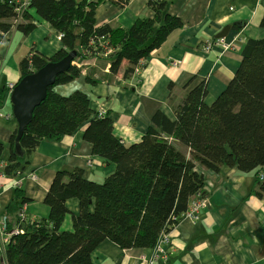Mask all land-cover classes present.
Returning a JSON list of instances; mask_svg holds the SVG:
<instances>
[{"label": "trees", "instance_id": "trees-1", "mask_svg": "<svg viewBox=\"0 0 264 264\" xmlns=\"http://www.w3.org/2000/svg\"><path fill=\"white\" fill-rule=\"evenodd\" d=\"M111 1L123 8L129 0ZM96 5L89 0H0V39L11 31L13 19L20 21L15 28L22 35L35 31L29 10L61 39L59 52L48 59L29 51L18 64L20 80L71 51L76 53L74 61L107 58L112 74L125 63L123 77L128 78L142 69L169 34L183 27L167 12V0H148L152 18L141 19L129 30L95 26ZM260 20L264 29V15ZM244 44L237 72L214 102H204L207 81L202 80L174 107V119L156 111L145 135L132 145L115 135L106 114L94 113L86 94L54 92L56 86L79 78L80 69L72 65L60 74L33 110L18 144L22 155L15 152L16 130L6 145L0 142V157L8 149L5 162L0 161L4 177L23 174L40 142H60L86 124L83 141L91 145V155L115 169L100 183L87 180L81 168L56 172L43 198L47 218L29 219L23 214L24 233L10 240L5 264H93L92 253L105 240L122 250L152 249L159 235L169 233L183 218L190 198L203 193L205 179L197 165L212 172L264 169V38H248ZM85 83L93 86L96 81L86 76ZM5 95L0 91V107ZM175 143L186 148L189 157ZM12 195L2 213L8 229L19 222L27 202L19 186ZM69 199H75L79 209L71 214L72 230L63 231Z\"/></svg>", "mask_w": 264, "mask_h": 264}, {"label": "crops", "instance_id": "crops-1", "mask_svg": "<svg viewBox=\"0 0 264 264\" xmlns=\"http://www.w3.org/2000/svg\"><path fill=\"white\" fill-rule=\"evenodd\" d=\"M57 1V0H56ZM97 3L95 26L129 30L141 19H151L148 0H129L120 8L111 0H89ZM167 12L178 17L183 27L168 35L144 66L128 78L123 77L126 64L118 74L109 71L110 61L103 57L74 61L81 76L71 83L56 86L60 96L80 91L89 97L90 108L95 114H106L113 121V131L125 144L139 142L147 132L151 117L156 111L174 119L173 109L195 85L207 81L204 102L210 105L231 81L242 56L245 41L264 38L259 25L264 15V0H167ZM36 25L35 31L22 35L11 20V31L0 39V91L5 90L1 114H11L7 85H15L21 76L19 62L34 50L50 58L62 47L61 39L49 25L29 10ZM230 27L225 41L232 48L224 52L214 47L203 50V44L216 38L224 27ZM238 26H242L241 28ZM88 76L96 84L87 85ZM171 86V87H170ZM87 124L75 134L65 136L60 142H40L31 155L30 163L17 178L4 177L0 206L2 213L13 198L16 179L21 180V190L27 200L23 204L26 218H47L49 208L43 198L56 172L81 168L84 177L97 183L115 169L101 157L91 155V145L83 141ZM17 124L11 117H0V142L6 145ZM175 146L189 157L188 150ZM5 147L0 161L6 159ZM196 170L204 176L203 194L207 206L195 221L182 218L169 232L170 244L166 258L152 264H264V179L258 181V173L239 172L236 168H221L212 172L197 165ZM34 176L35 178H32ZM260 193V195H259ZM193 201V197L190 199ZM69 213L61 230H72V216L78 213L75 199L66 201ZM152 249L122 250L109 240L103 241L92 253L93 264H143L142 257L150 258Z\"/></svg>", "mask_w": 264, "mask_h": 264}, {"label": "water", "instance_id": "water-1", "mask_svg": "<svg viewBox=\"0 0 264 264\" xmlns=\"http://www.w3.org/2000/svg\"><path fill=\"white\" fill-rule=\"evenodd\" d=\"M229 30L230 27H224L215 39L224 38ZM75 57V51H71L60 61L48 62L47 65L37 70V72L26 75L25 78L14 85L9 101L13 119L17 124L14 143L15 152L19 155H22V153L18 144L25 129L30 124L33 110L45 100L47 90L49 86L54 84L56 78L69 70Z\"/></svg>", "mask_w": 264, "mask_h": 264}, {"label": "built area", "instance_id": "built-area-1", "mask_svg": "<svg viewBox=\"0 0 264 264\" xmlns=\"http://www.w3.org/2000/svg\"><path fill=\"white\" fill-rule=\"evenodd\" d=\"M25 8V6L22 7V9ZM21 9V10H22ZM214 47L220 48L223 52L225 50H229L232 48L231 43L225 41V38L221 39H212L203 44V50L209 51ZM14 85L8 84L7 85V95L9 96L11 92L13 91ZM0 117H4L6 119L10 118L9 115H1ZM3 164H0V179L4 178V173L2 172ZM32 178H35L34 176H31ZM264 179V174H259L258 180L262 181ZM21 180L16 179L14 182V187L21 186ZM2 185L0 184V198L2 196L1 193ZM192 203L189 204L188 209L185 211V214L183 216L184 218L189 219L190 221L195 222L200 215L204 212L207 206V199H205V195L200 191L195 194ZM1 205V204H0ZM24 208L20 210L19 213V222L14 225L12 228H7V222L2 214V207L0 206V264H5V252L7 247L10 244V240L15 236H20L24 233V230L22 229L23 222V214H24ZM23 218V219H21ZM169 244H170V236L169 233L162 232L161 235H159V238L155 245L152 247V255L150 258L142 257L141 261L143 264H152V262L156 261L157 259L166 258L167 252L169 250Z\"/></svg>", "mask_w": 264, "mask_h": 264}, {"label": "clouds", "instance_id": "clouds-1", "mask_svg": "<svg viewBox=\"0 0 264 264\" xmlns=\"http://www.w3.org/2000/svg\"><path fill=\"white\" fill-rule=\"evenodd\" d=\"M215 39V38H214ZM12 93V92H11ZM10 96V95H9ZM1 114V113H0ZM1 115H5V114H1ZM6 115H8V114H6ZM10 116V118L12 117L13 118V116H12V113H11V115H9ZM2 118V117H1ZM4 118V117H3ZM9 119V118H8ZM259 174H261V173H258V175H257V177L259 176ZM263 174V173H262ZM259 181V180H258ZM259 182H261V181H259Z\"/></svg>", "mask_w": 264, "mask_h": 264}, {"label": "rangeland", "instance_id": "rangeland-1", "mask_svg": "<svg viewBox=\"0 0 264 264\" xmlns=\"http://www.w3.org/2000/svg\"><path fill=\"white\" fill-rule=\"evenodd\" d=\"M75 61H76V60H75ZM73 62H74V60L72 61V63H73ZM193 198H194V196H193ZM190 199H191V198H190ZM190 203H192L191 200H190ZM169 249H170V248H169Z\"/></svg>", "mask_w": 264, "mask_h": 264}]
</instances>
